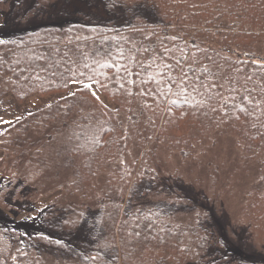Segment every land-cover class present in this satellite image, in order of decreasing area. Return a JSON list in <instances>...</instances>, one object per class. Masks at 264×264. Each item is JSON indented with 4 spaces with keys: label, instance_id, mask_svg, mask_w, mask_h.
<instances>
[{
    "label": "trees",
    "instance_id": "1",
    "mask_svg": "<svg viewBox=\"0 0 264 264\" xmlns=\"http://www.w3.org/2000/svg\"><path fill=\"white\" fill-rule=\"evenodd\" d=\"M0 16V103L63 95L13 129L66 128L60 157L81 188L95 189L115 156L134 168V141L187 157L225 127L264 155V0H0ZM191 97L198 108L185 104ZM13 179L2 192L18 196ZM256 189L239 226L213 221L217 237L200 217L178 226L158 210H123L116 197L58 224L36 217L40 229L0 227V264H42L47 246L70 255L63 264H264V161ZM0 219L10 220L1 210Z\"/></svg>",
    "mask_w": 264,
    "mask_h": 264
},
{
    "label": "rangeland",
    "instance_id": "2",
    "mask_svg": "<svg viewBox=\"0 0 264 264\" xmlns=\"http://www.w3.org/2000/svg\"><path fill=\"white\" fill-rule=\"evenodd\" d=\"M233 59L236 60V55ZM246 61L261 63L258 58ZM250 76L260 78V75ZM220 78L223 80L224 76ZM78 88L81 87L73 85L69 94ZM91 89L103 105L111 111L117 110V106L94 84ZM62 97L34 95L20 103L8 94L0 103V117L11 122L0 124V210L10 219L8 222L0 219V227L16 229L22 226L20 230L24 231L34 222V226L40 229L38 219L43 216H54L58 224L65 221V212L98 210L101 201L105 198L111 201L112 197L117 198V205L122 203L123 210L126 207L131 213L158 210L169 215L167 222L178 226L195 225L200 217L212 230L213 237L219 236L213 226L216 218L230 230L244 220L245 209L252 205L258 190L264 155L248 150L242 137L219 127L212 135L210 145H195L187 157L168 144L134 141L128 150V156L135 162L134 168L126 166L124 157L115 156L108 169L97 176L95 189L81 188L76 173L64 169L66 160L60 157L61 147L68 137L66 128L62 132V128L49 124L33 128L25 137L13 129L29 114ZM185 104L193 108L198 106L192 102V97ZM145 169L154 181L144 174ZM13 177L23 186L20 197L15 196L11 188L2 192V186H9ZM137 178L140 179L138 184L135 182ZM36 217L39 218L36 220ZM26 218L34 220L23 222ZM236 234V231L231 232L233 237ZM240 235L244 237L243 233ZM235 243L240 245L238 241ZM47 247L42 253L44 261L40 258L42 264H63L70 257L63 251ZM233 257L237 260L236 254Z\"/></svg>",
    "mask_w": 264,
    "mask_h": 264
},
{
    "label": "snow or ice",
    "instance_id": "3",
    "mask_svg": "<svg viewBox=\"0 0 264 264\" xmlns=\"http://www.w3.org/2000/svg\"><path fill=\"white\" fill-rule=\"evenodd\" d=\"M86 87H90V85H86ZM93 95H95V93H93ZM4 123H11L10 121H4L2 117H0V124H4Z\"/></svg>",
    "mask_w": 264,
    "mask_h": 264
},
{
    "label": "crops",
    "instance_id": "4",
    "mask_svg": "<svg viewBox=\"0 0 264 264\" xmlns=\"http://www.w3.org/2000/svg\"><path fill=\"white\" fill-rule=\"evenodd\" d=\"M7 98H8V97H7ZM7 98H6V99H7ZM12 99H13V98H12ZM13 100H14V99H13ZM8 102H10V101H8ZM11 103H12V102H11ZM3 104H4V103H3ZM3 104H2V106H3Z\"/></svg>",
    "mask_w": 264,
    "mask_h": 264
}]
</instances>
